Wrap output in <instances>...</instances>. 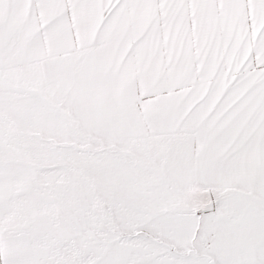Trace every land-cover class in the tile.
I'll return each instance as SVG.
<instances>
[{"label": "snow or ice", "instance_id": "obj_1", "mask_svg": "<svg viewBox=\"0 0 264 264\" xmlns=\"http://www.w3.org/2000/svg\"><path fill=\"white\" fill-rule=\"evenodd\" d=\"M0 264H264V0H0Z\"/></svg>", "mask_w": 264, "mask_h": 264}]
</instances>
